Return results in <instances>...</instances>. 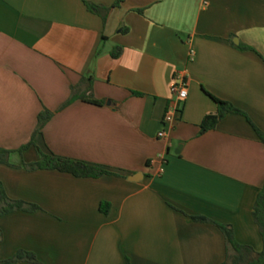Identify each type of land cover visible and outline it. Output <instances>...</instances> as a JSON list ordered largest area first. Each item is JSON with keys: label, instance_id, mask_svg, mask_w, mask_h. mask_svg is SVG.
<instances>
[{"label": "crops", "instance_id": "0c3cea01", "mask_svg": "<svg viewBox=\"0 0 264 264\" xmlns=\"http://www.w3.org/2000/svg\"><path fill=\"white\" fill-rule=\"evenodd\" d=\"M115 1L0 0V147L17 165L0 164V181L40 207L0 216V261L25 250L41 264H223L224 233L193 216L261 251L264 143L243 115L202 124L215 96L264 132V0H126L107 20L87 6ZM180 75L189 96L159 137ZM90 78L105 104L62 108ZM43 111L53 117L19 152ZM41 152L113 174L23 165Z\"/></svg>", "mask_w": 264, "mask_h": 264}, {"label": "trees", "instance_id": "16d2710c", "mask_svg": "<svg viewBox=\"0 0 264 264\" xmlns=\"http://www.w3.org/2000/svg\"><path fill=\"white\" fill-rule=\"evenodd\" d=\"M126 0H116L114 5L110 8L87 2L88 8L101 15L104 20H107V17L110 11L114 7H120ZM122 53V48L118 47L113 51V56L119 57ZM83 82L89 83V90H82L81 87H73V93L71 98L62 106V108L67 107L77 99L87 100L96 105H104L105 100H99L93 93L92 82L93 79H85ZM213 99L218 104V110L215 114H210L206 116L203 124L202 130L213 128L217 126L228 114H239L248 118L250 123L253 125L259 139L264 143V132L261 131L248 117L247 113L235 106L232 102L222 100L215 96H212ZM53 117V112L43 111L39 115L38 126L35 131L33 140L21 147L18 151L23 153L25 150L29 149L31 146L35 145L34 138L37 134L42 133L45 125ZM13 150L1 148L0 147V164L14 165L10 162L11 154ZM28 169H52L60 170L65 172L73 173L81 177H93L98 178L107 174H113V171L108 170L99 164H93L85 162L82 160L67 158L58 156L54 153H45L41 152V158L38 161L31 163H23ZM108 204H103L105 212H108ZM40 207L36 204L26 202L24 200L13 199L9 196L4 184L0 181V216L8 215L16 211H28L35 212L39 210ZM254 220L257 223L261 235L263 237L264 243V186L261 188L255 206L253 210ZM193 219L200 222H212L216 224L224 233L227 244V258L223 264H264V247L261 251H256L252 246L245 245L237 241L235 232L232 226L228 224L218 223L212 221L211 219L204 216H193ZM1 238V230H0ZM14 262H29L32 264H41L37 256L29 251L21 250L14 257L0 261V264H9Z\"/></svg>", "mask_w": 264, "mask_h": 264}, {"label": "built area", "instance_id": "2783aa9c", "mask_svg": "<svg viewBox=\"0 0 264 264\" xmlns=\"http://www.w3.org/2000/svg\"><path fill=\"white\" fill-rule=\"evenodd\" d=\"M205 7L209 5V0H203ZM172 98L167 108L164 124L165 128L159 132V137L167 135V127H172L176 121L177 114L181 111L183 103L189 96L188 83L184 77L177 76L174 83L171 85Z\"/></svg>", "mask_w": 264, "mask_h": 264}]
</instances>
